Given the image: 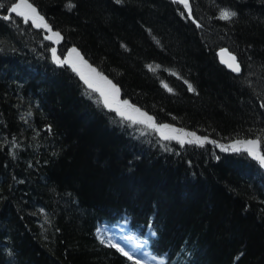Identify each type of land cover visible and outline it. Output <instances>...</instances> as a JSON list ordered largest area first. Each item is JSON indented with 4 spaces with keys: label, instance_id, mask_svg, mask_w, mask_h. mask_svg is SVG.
<instances>
[{
    "label": "trees",
    "instance_id": "trees-1",
    "mask_svg": "<svg viewBox=\"0 0 264 264\" xmlns=\"http://www.w3.org/2000/svg\"><path fill=\"white\" fill-rule=\"evenodd\" d=\"M13 2L0 0V264H143L99 239L122 224L150 264H264V167L224 148L259 139L264 153V0H189L197 23L171 0H29L51 32ZM72 46L121 101L203 145L106 108L54 61Z\"/></svg>",
    "mask_w": 264,
    "mask_h": 264
},
{
    "label": "snow or ice",
    "instance_id": "snow-or-ice-1",
    "mask_svg": "<svg viewBox=\"0 0 264 264\" xmlns=\"http://www.w3.org/2000/svg\"><path fill=\"white\" fill-rule=\"evenodd\" d=\"M119 2V0H117ZM175 3H182L183 6L187 9L189 7L188 5V0H173ZM74 7L71 3L68 4V8L71 9ZM10 12L15 13L17 16H20L23 18L25 22H28L31 20V23L34 27L37 28H44L45 30L51 32V29L47 25V23L44 21V18L39 15L37 12V9L33 6L32 3L29 2V0H19V2H13ZM233 16H235L234 12H229L227 10H222L220 12V16L218 17L219 19L222 20H230ZM4 19H9V16H4ZM53 35L56 37V40L58 41L60 37L59 32L53 33ZM46 39H51V37H46ZM56 42V41H53ZM52 55L53 59L56 63L58 64H69L70 67H72L73 71H76L79 75L80 78L84 81V83L91 88L93 91L99 92L100 96L102 97L103 104L106 108H108L111 111L117 112L120 116L124 117L125 119L132 120L133 123H144L147 124L148 127L154 128L156 132L160 134L161 139L163 140H178L181 145H183L186 141L183 139V137H192L193 139L188 140V143H193V142H198L201 146L205 142V139H201L200 137H197L195 133H187L183 132V130L173 128L167 124H160L156 125L153 117L147 115L144 112H141L139 109L134 108L132 105L128 103L127 100H124L123 102H120L118 97H119V89L111 83V81L107 80L105 77L100 76L99 73H96V70L94 68L89 67V71L92 73H96V75L99 77V80L103 81L105 85L108 86V90H105L99 86H96L89 78H87L83 72H81L77 66L72 63L70 59H65L63 61L60 60V58L56 55V49L52 48ZM75 53L77 57H79V53L76 51V49H72L71 52L69 53V57ZM82 57H80V60L82 61ZM232 63L228 64V67L234 71V72H239L240 71V66L236 62V58L234 56L230 57ZM222 62H224L222 60ZM87 66V65H85ZM167 87V85H165ZM189 90L194 91L192 86L189 84L188 85ZM171 91V89H168ZM264 107V105H262ZM131 109L132 112L138 113L139 119L128 115L124 109ZM210 143H214L213 141H208ZM259 144L260 141L259 139L256 140H246V141H236L234 144L229 145V147L233 151H239L240 149L238 148V145H244V151L248 153L253 159L257 160L258 163L260 164L261 167H264V153L259 152ZM115 246V245H113ZM123 251V249H121ZM125 255H128V253H124ZM129 259H131V256H129Z\"/></svg>",
    "mask_w": 264,
    "mask_h": 264
},
{
    "label": "rangeland",
    "instance_id": "rangeland-1",
    "mask_svg": "<svg viewBox=\"0 0 264 264\" xmlns=\"http://www.w3.org/2000/svg\"><path fill=\"white\" fill-rule=\"evenodd\" d=\"M171 1H173V0H171ZM179 4H181L183 6L182 3H179ZM188 5H189V7L187 9L184 6L183 7L185 8V11L187 12V14L191 17V10H190L189 0H188ZM53 41H57L56 38H54ZM72 63H74L77 66V68L81 72H83L84 75L87 78H89L96 86H99V87H101V88H103L105 90H108V88L106 87V85L104 83H102L101 80H99V77L96 75V73H92V72L89 71V65L84 60H82V61L81 60H79V61H72ZM85 65H87V66H85ZM98 94L100 96V93L99 92H98ZM101 99H102V97H101ZM119 101L120 102H123L120 99H119ZM124 111L128 115H131V116H133V117H135L137 119L139 118L138 113L132 112L131 109L125 108ZM183 139H186V137H183ZM193 143H196V142H193ZM232 144H234V142L231 143V145ZM244 147H245L244 145H238V148L240 149L239 151H241L242 149H244ZM231 151H233V150L231 149ZM233 152H236V151H233ZM118 235L119 236L122 235V236L119 237ZM125 235H127L126 234V227H125L124 224H122V225H120V227H118L116 229H112L110 231L101 232L100 238L102 240H103V238H104V240H110L112 242V244L115 245L114 247H116L117 249L122 248L121 245L127 246L128 248L137 249L138 254H143V257L142 258L147 262V263L145 262L144 264H148L149 261H153L151 258H149V256L147 254H144L143 253L142 249L144 248V246L142 244H140V243L135 242L136 240H135V237L134 236H128V239L125 241V238H126ZM116 238H118V241L116 240ZM116 242H117V244H116ZM153 263L154 264H160V261H156V262L154 261Z\"/></svg>",
    "mask_w": 264,
    "mask_h": 264
},
{
    "label": "water",
    "instance_id": "water-1",
    "mask_svg": "<svg viewBox=\"0 0 264 264\" xmlns=\"http://www.w3.org/2000/svg\"><path fill=\"white\" fill-rule=\"evenodd\" d=\"M71 51H69V53H70ZM78 52V51H77ZM69 53L67 54V57L66 58H69ZM79 53V57H77L76 56V54L75 53H73L72 55H71V57L70 58H72V60H75V61H77V60H80V57H82L81 56V54H80V52H78ZM217 56H218V59H219V63L227 70V71H229L230 73H232V74H235V75H239L240 74V72H241V70L239 71V72H234V71H232L229 67H228V64H231L232 63V61H231V59H230V57L231 56H233V55H231L230 53H228L226 50H219L218 52H217ZM222 60L224 61V62H222ZM237 62V61H236ZM108 87V86H107ZM173 128H175V127H173ZM177 129V128H176ZM189 138V137H188ZM215 146H219V144H217V143H213ZM226 148H228V150L230 149V147L229 146H226Z\"/></svg>",
    "mask_w": 264,
    "mask_h": 264
},
{
    "label": "bare ground",
    "instance_id": "bare-ground-1",
    "mask_svg": "<svg viewBox=\"0 0 264 264\" xmlns=\"http://www.w3.org/2000/svg\"><path fill=\"white\" fill-rule=\"evenodd\" d=\"M190 3V2H189ZM183 10H184V13H185V15H184V13H183V18H188L189 20H191L193 23H197L196 21H195V19H194V17H193V15H192V9H191V5H190V10H191V17L187 14V12L185 11V8L183 7ZM72 49H76V51H78L77 50V48L76 47H74V46H72V47H70L67 51H66V53H65V55H64V58L63 59H60L61 61H63V60H65V59H70L71 61H75V60H72V58H66L67 57V54L69 53V51H71ZM219 50H226L228 53H230L231 55H233L235 58H236V61H237V63L239 64V62H238V60H237V57H236V55L234 54V53H232V52H230L227 48H225V47H222V48H219V49H217L216 50V52H215V56H216V60H217V63L227 72V73H229V74H231L232 76H240L241 75V73H242V68H241V66H240V64H239V66H240V70H241V72H240V74L239 75H235V74H232V73H230L229 71H227L220 63H219V59H218V56H217V52L219 51ZM79 52V51H78ZM83 60V59H82ZM77 61H79V60H77ZM60 66H68L69 67V64H59ZM79 76V75H78ZM80 77V76H79ZM222 150H225L224 148H221ZM228 148H226V150H227ZM231 149V148H230ZM229 149V150H230ZM103 229H105V228H102V230Z\"/></svg>",
    "mask_w": 264,
    "mask_h": 264
},
{
    "label": "flooded vegetation",
    "instance_id": "flooded-vegetation-1",
    "mask_svg": "<svg viewBox=\"0 0 264 264\" xmlns=\"http://www.w3.org/2000/svg\"><path fill=\"white\" fill-rule=\"evenodd\" d=\"M119 98V97H118Z\"/></svg>",
    "mask_w": 264,
    "mask_h": 264
}]
</instances>
